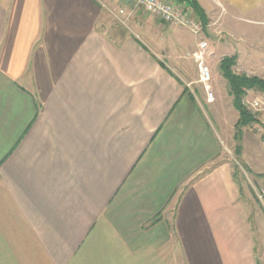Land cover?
Returning a JSON list of instances; mask_svg holds the SVG:
<instances>
[{
  "label": "crops",
  "instance_id": "crops-1",
  "mask_svg": "<svg viewBox=\"0 0 264 264\" xmlns=\"http://www.w3.org/2000/svg\"><path fill=\"white\" fill-rule=\"evenodd\" d=\"M196 1L197 36L141 8L115 32L119 0H0V264H263L189 55L264 0Z\"/></svg>",
  "mask_w": 264,
  "mask_h": 264
},
{
  "label": "rangeland",
  "instance_id": "rangeland-1",
  "mask_svg": "<svg viewBox=\"0 0 264 264\" xmlns=\"http://www.w3.org/2000/svg\"><path fill=\"white\" fill-rule=\"evenodd\" d=\"M259 4L248 14L242 15L241 19L231 17L230 20L234 21H226L227 17L221 16L212 25L209 34L202 33L203 38L208 41L205 60L211 75L208 80L194 85L201 90L202 96L198 94L197 98L219 135L222 155L238 170L237 178L242 191L245 188L249 192L251 203L246 204L252 230L264 237V203L255 196L260 188L264 189V145L261 143V131L250 123L241 128L239 135L236 134L238 111L233 106V96L229 92L227 80L219 70V60L223 56L236 54L237 61L233 67L235 73L264 78V1ZM108 20L113 31H123L120 23ZM186 35L190 39L193 37L189 32ZM158 36L163 41V34L159 33ZM189 75L199 80L197 64L191 68ZM255 90L258 89L251 88L250 93L253 94ZM170 258L174 262V257Z\"/></svg>",
  "mask_w": 264,
  "mask_h": 264
},
{
  "label": "built area",
  "instance_id": "built-area-1",
  "mask_svg": "<svg viewBox=\"0 0 264 264\" xmlns=\"http://www.w3.org/2000/svg\"><path fill=\"white\" fill-rule=\"evenodd\" d=\"M121 5L117 8H108L112 17L121 25L127 26L129 17L134 9L141 8L144 12L157 17L163 22L171 25L183 27L195 36L202 32V24L198 18L188 10L182 8L167 0H119ZM208 47V41L201 38L197 41V47L190 53V58L198 66L199 81H206L210 78V67L205 60V52ZM251 88H247L240 97V105L254 117L251 125H255L261 131V143L264 145V91L255 90L250 93ZM260 201L264 198V189L256 193Z\"/></svg>",
  "mask_w": 264,
  "mask_h": 264
},
{
  "label": "trees",
  "instance_id": "trees-1",
  "mask_svg": "<svg viewBox=\"0 0 264 264\" xmlns=\"http://www.w3.org/2000/svg\"><path fill=\"white\" fill-rule=\"evenodd\" d=\"M173 3L180 6V4H186L182 10L192 11L198 18L202 27L205 28L207 24V17L204 14L202 8L196 0H170ZM237 61V55H225L219 60V70L222 76L227 80L230 94L233 96V106L238 111V119L235 122L236 134H240V130L243 126H247L252 123L255 119L247 110H245L239 103L240 97L247 88H256L264 91V78L256 75H246L245 73L239 74L233 71ZM239 151V149H238ZM233 176L237 183L240 184L238 176V170L233 166ZM241 186V185H240ZM241 189V188H240Z\"/></svg>",
  "mask_w": 264,
  "mask_h": 264
}]
</instances>
